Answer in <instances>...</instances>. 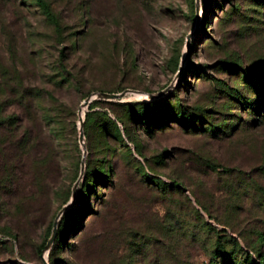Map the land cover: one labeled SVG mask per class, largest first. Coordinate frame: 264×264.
I'll return each instance as SVG.
<instances>
[{
	"label": "rangeland",
	"instance_id": "1",
	"mask_svg": "<svg viewBox=\"0 0 264 264\" xmlns=\"http://www.w3.org/2000/svg\"><path fill=\"white\" fill-rule=\"evenodd\" d=\"M45 1L57 26L35 0H0V264H260L264 0ZM23 87L32 103L5 111ZM124 90L88 109L110 121L92 118L80 142L84 96ZM160 92V114L181 106L194 130L145 126L122 104ZM56 99L72 111L59 141L37 120ZM9 111L26 117L12 135L31 138L19 162ZM76 181L77 230L39 254Z\"/></svg>",
	"mask_w": 264,
	"mask_h": 264
},
{
	"label": "trees",
	"instance_id": "2",
	"mask_svg": "<svg viewBox=\"0 0 264 264\" xmlns=\"http://www.w3.org/2000/svg\"><path fill=\"white\" fill-rule=\"evenodd\" d=\"M37 5L42 9V11L44 12V14L48 17V19L55 25L57 26V18L55 16V14L52 12L50 5L45 1V0H35ZM104 92V91H103ZM12 95V96H11ZM89 95V93H87L84 96V99ZM31 97V90L28 88H24L23 87V92L22 94H15V93H10L9 95L6 96V99L3 100V106L5 107V111L7 108H16L17 104L21 103V102H27V104L32 103V99ZM160 99V98H159ZM159 99H144V100H140V101H136V102H123L122 104L125 107H129L131 109L132 113H135L136 115H138L140 120V124H144L145 126H149L151 124H154L156 122H161L162 124H166V122H168V119H172L174 121H178L177 123H179L180 125L184 126V127H188V128H193V130L195 129L193 123L189 120L190 115L184 111L183 107L179 106L176 111L173 112V114H171L170 112L165 113V114H160V112L158 111V106H161L160 104L158 105L157 101ZM102 102H112L110 100H106V99H102V98H96L94 100H92L88 107H87V111L85 112V116H84V124H83V131L85 133V135L87 134V129L89 126V122L91 121L92 118H105V120L110 121V118H108V116L106 115L105 112H100V111H89L88 109H93L94 107L98 106L99 104H101ZM160 103V102H159ZM69 111V113L72 111L71 109L62 101L56 99L53 103V108H52V117L47 114L46 116H40V114H37V120H42L44 122H46L48 124V127L50 128V130L52 131L53 134V140L54 141H59L63 134V127L61 124H63V118L65 113ZM26 117L20 119L17 114L15 113V111H9L4 115L3 118V122L1 125H3L6 129V133H7V138H10L9 140L12 142V144L15 146V148L17 149V152L14 156L15 159H18V162L23 159V154H24V150L26 148V146L28 145V143L30 142L31 138L29 136L28 132H23L22 134L16 136H13V130H10V127L13 128L12 126H17V128H20L21 126L18 125V122H21L22 120H25ZM117 119L120 118L119 120L123 122V119L121 117H116ZM189 120V121H188ZM76 128V127H74ZM120 134V132H119ZM16 138L15 140H11L12 138ZM34 161V165L40 164L43 165L45 163V159H43L42 157H39L38 160L35 163ZM52 163H55V159H51L50 161V168H53L54 165H52ZM3 171L5 173V178L9 179L13 173L11 172L12 169H9V166L4 164V166L2 167ZM87 168V165H86ZM104 176V175H103ZM108 176V175H105ZM145 178L147 180H152V176L146 175ZM35 177H34V181H35ZM9 181V180H8ZM94 186V185H93ZM175 186H178L175 183ZM35 192V191H34ZM32 191V195L34 193ZM78 196V193H77ZM77 200V197H76ZM66 212L65 211L62 215V217L59 220L58 223V228H57V235L56 238L52 244V247L50 249L49 254H52V249L53 246L56 243H59L60 241L63 242L65 239L69 238L73 232V230H77V227L75 228H69V226H67V221H65L66 217ZM69 228V229H68ZM67 236V237H66ZM47 243V242H46ZM46 243H44L41 248L38 250L39 254L42 253L43 248L45 247ZM216 245L218 246V250L220 251L222 249L221 247V242L219 241V239L216 242ZM222 251V250H221ZM218 253V252H217ZM216 253V254H217ZM249 258V256H248ZM258 259L260 261V264H264V254L262 253H258ZM249 264H256L254 260L251 259V262Z\"/></svg>",
	"mask_w": 264,
	"mask_h": 264
},
{
	"label": "water",
	"instance_id": "3",
	"mask_svg": "<svg viewBox=\"0 0 264 264\" xmlns=\"http://www.w3.org/2000/svg\"><path fill=\"white\" fill-rule=\"evenodd\" d=\"M131 90H124L122 92H96V93H93L91 95H88L83 101H82V105H85V106H88L89 103L94 100L95 98H102V99H106V100H117L119 99L120 97H122L125 93H128L130 92ZM164 94V92H160V93H157V94H148V97L150 99H156V98H159L160 96H162ZM83 122H84V119L82 117L79 118V125H78V129H79V141L82 142L84 140V132H83ZM84 168H85V161H84V157L82 158V161H81V173L80 175H82L83 171H84ZM78 182L79 181H76L73 188H72V193H71V198H70V201L68 203H66L62 209L59 211L58 215H57V218L55 219L54 221V224H53V229H52V233H51V236L50 238L48 239L46 245H45V250H49L56 238V235H57V228H58V223H59V220L60 218L62 217L63 213L71 207V205L73 204L74 200H75V197H76V188L78 186ZM40 258L43 262V264H48L47 260H46V257L41 254L40 255Z\"/></svg>",
	"mask_w": 264,
	"mask_h": 264
},
{
	"label": "bare ground",
	"instance_id": "4",
	"mask_svg": "<svg viewBox=\"0 0 264 264\" xmlns=\"http://www.w3.org/2000/svg\"><path fill=\"white\" fill-rule=\"evenodd\" d=\"M137 94V93H136ZM138 94H142V93H138ZM83 107H84V111H85V108H87L88 106H85V105H82V107H81V109H80V111H81V113H82V111H83ZM84 116H85V114L83 115V119H84ZM46 257V256H45Z\"/></svg>",
	"mask_w": 264,
	"mask_h": 264
}]
</instances>
